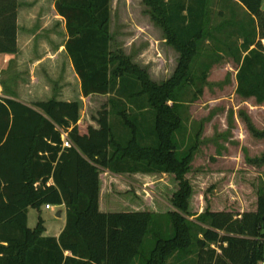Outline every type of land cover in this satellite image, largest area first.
<instances>
[{"label": "trees", "instance_id": "1", "mask_svg": "<svg viewBox=\"0 0 264 264\" xmlns=\"http://www.w3.org/2000/svg\"><path fill=\"white\" fill-rule=\"evenodd\" d=\"M144 1L167 42L180 54L173 76L161 84L111 50L110 0H54V8L65 20V51L80 79L82 96L108 95L117 82L129 98L147 95L155 113V143L143 145L137 125L121 110L117 114L130 129V137H117L110 122V99L95 122H79L77 100L51 98L28 105L0 97V264H134L136 260L164 264L175 251L182 253L189 247L192 222L184 215L193 214V186L187 178L191 151L181 153L176 148L174 133L181 124L176 97L177 89L191 79V62L206 34L208 0ZM236 1L251 16L259 37L243 42L236 92L262 102L264 10L261 0ZM17 6L16 0H0V53L17 52ZM131 76L139 85L136 91L125 86L131 84ZM63 133L70 141L67 147ZM102 168L135 177L172 174L177 189L170 201L176 210L165 215L173 233L167 237L162 233L154 211L101 209L116 203L112 188L105 191ZM45 204L65 206V225L58 236L44 235L40 209ZM30 207L39 212L34 227L27 224ZM198 218L208 227L196 240V264H264V190L259 186L255 209L234 213L206 206ZM147 234L154 242L146 251L141 247ZM211 243H217L220 252Z\"/></svg>", "mask_w": 264, "mask_h": 264}, {"label": "rangeland", "instance_id": "2", "mask_svg": "<svg viewBox=\"0 0 264 264\" xmlns=\"http://www.w3.org/2000/svg\"><path fill=\"white\" fill-rule=\"evenodd\" d=\"M16 1L22 26L19 34L22 51L16 56L0 53V97L18 98L30 105L51 98H76L66 57L62 53L58 57L51 54L65 39L60 21L49 13L54 0ZM261 9L264 10V0H261ZM109 30L111 50L122 53L145 70L151 81L161 84L173 76L180 54L167 42L166 33L157 25L151 7L144 0H110ZM205 30L191 62V79L177 89L176 97L181 118L180 127L174 133L176 148L181 153L191 151L187 178L193 186L190 200L193 214L184 215L192 222L191 243L184 252L175 251L168 256L164 264L197 263L196 240L202 238V230L208 227L198 215L206 206L234 213L252 210L258 186L264 190V101L244 98L236 92L237 58L245 53L246 38L252 42L259 40L256 26L238 1L208 0ZM261 44L264 46V39ZM128 81L131 84L128 82L125 86L129 90L130 86L138 90L139 85L132 76ZM65 82L69 84V93L73 90L71 96L63 93ZM121 87L117 82L108 95L81 98L82 122L94 121L110 99V122L117 137L122 140L130 137V129L117 114L121 110L137 125L143 145L155 143V113L147 95L129 98L128 92H121ZM168 104L172 105L173 101ZM125 176L135 182L142 175ZM148 177L143 189L137 188L140 195L135 193L134 183L128 182L120 190L112 187L116 205L112 202L101 209L120 211L138 207L154 211L167 237L173 229L165 214L176 210L170 198L177 182L167 173ZM106 183L105 191L109 192V181ZM40 210L46 233H53L62 222L63 217L56 216L62 208L55 205L54 210L44 207ZM28 214L27 224L34 227L39 212L30 207ZM152 242V234H147L141 249L147 251ZM210 247L220 252L217 243H211ZM134 264H139L138 260Z\"/></svg>", "mask_w": 264, "mask_h": 264}, {"label": "crops", "instance_id": "3", "mask_svg": "<svg viewBox=\"0 0 264 264\" xmlns=\"http://www.w3.org/2000/svg\"><path fill=\"white\" fill-rule=\"evenodd\" d=\"M18 9L19 8H17V10ZM49 13H51V15L54 17V19H56L58 22L60 21L61 27H62V29H63V31L65 33L64 42H62L60 44L59 49L56 50V52L53 51L51 54L54 55L53 57H58L57 54L62 53V55L64 57H66V59L68 61V63H67V65H68L67 68L69 69L68 72H72V75H73V78H74L73 79L74 80V88H75V92L74 93L77 95L76 98H61L59 100H63V101H76L77 100V101H79L80 102V112H81L82 103H81V100L80 99L83 98V96H82V93H81L80 79H79L78 75L76 74V72L74 70V67L72 65L71 59L68 56V54L66 53L65 46H64V44H65V42H66V40L68 38V34H67V31H66V27H65V20H64V18H62L60 15H58L56 13V10L54 8V2H53L52 9L49 11ZM19 18H20V14H19V10H18L17 11V17H16V23H17V52L15 54H12L13 56H16L17 54H20L21 51H22V47L19 44V34H20L21 28H22L21 22L19 21ZM43 19L45 20L46 18H43ZM65 83H66L65 84V87H64V84H62L63 85V87H62L63 93L71 96L73 94V90L69 93V90H68L69 84H68V82H65ZM15 99H17V100H19V101H21L23 103H26L25 101H23L21 99H18V98H15ZM26 104H28V103H26ZM28 105H30V104H28ZM79 122H82V119L81 118H80ZM125 175H126L125 173H115V172L110 171L107 168H102V171H101V175L100 176H101V179L102 180L104 179L106 182L110 180V188L114 187V188H116L118 190L122 189V186L126 188L127 187L126 185H127L128 182L129 183H134V185H136L135 193L137 195H140L141 192L139 194L138 189L139 188L140 189H143V186H144V184H146V180L148 179L147 176H143L142 175L139 178H137L138 179L137 181L133 182V181H131V179H129ZM49 183H52V181L50 180ZM113 195H116V194H113ZM113 195L111 196L112 199H114ZM141 203L142 202L140 200V204ZM59 206L62 208V212L60 214V218L63 217V219H62L61 224H59L56 227V229H54L53 233H51V234H47L46 233L47 232V228H46L44 235L58 236L59 233L62 231V229H63V227L65 225L66 214H65V206L63 204L62 205H59ZM42 207H44V206H42ZM135 209H139V208L136 207ZM27 216L29 218V214L28 213H27Z\"/></svg>", "mask_w": 264, "mask_h": 264}, {"label": "built area", "instance_id": "4", "mask_svg": "<svg viewBox=\"0 0 264 264\" xmlns=\"http://www.w3.org/2000/svg\"><path fill=\"white\" fill-rule=\"evenodd\" d=\"M62 139H63V146H64V147L69 146L70 141L68 140V138H67V134H66V133H63V134H62ZM54 206H55V205H52V204H45V205H44L45 209H49V210H54ZM263 240H264V238H263ZM263 263H264V262H263Z\"/></svg>", "mask_w": 264, "mask_h": 264}, {"label": "water", "instance_id": "5", "mask_svg": "<svg viewBox=\"0 0 264 264\" xmlns=\"http://www.w3.org/2000/svg\"><path fill=\"white\" fill-rule=\"evenodd\" d=\"M60 214H61V211L59 210V211L56 213V216H57V217H60Z\"/></svg>", "mask_w": 264, "mask_h": 264}]
</instances>
